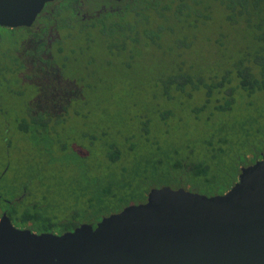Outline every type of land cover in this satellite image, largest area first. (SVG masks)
<instances>
[{"label": "rangeland", "instance_id": "rangeland-1", "mask_svg": "<svg viewBox=\"0 0 264 264\" xmlns=\"http://www.w3.org/2000/svg\"><path fill=\"white\" fill-rule=\"evenodd\" d=\"M84 1L89 10L106 3ZM186 12L178 22L164 25L174 27V33L162 32L158 43L141 38L142 43L127 48L97 31L89 39L88 32L77 27L57 31L54 34L64 40L63 45H49L50 54L58 57L52 62H33L29 57L34 35L25 28H0L3 209L10 206L5 200L21 192V181L29 179V190L36 197L31 212L41 215L34 225L48 220L94 222L141 202L152 188L220 194L238 180L242 166L264 153L263 92L248 96L237 89L230 109L220 111L214 105L223 102L224 89L215 92L208 104L204 89H164L178 51L187 52L188 62L196 67L193 73L208 74L213 69L221 73L257 48L251 31L228 23L224 9L198 22ZM156 33L153 29L148 34ZM61 94L79 99L65 117L76 126L64 125L60 131L62 141L68 134L73 137L68 147L87 154L80 171L58 170L64 155L54 147L55 127L8 144V136L17 135L16 121L28 117L26 108L37 112L61 107L65 102ZM196 164L203 170L199 175L187 171Z\"/></svg>", "mask_w": 264, "mask_h": 264}, {"label": "water", "instance_id": "water-1", "mask_svg": "<svg viewBox=\"0 0 264 264\" xmlns=\"http://www.w3.org/2000/svg\"><path fill=\"white\" fill-rule=\"evenodd\" d=\"M50 1L0 0V26L30 27ZM0 264H264V154L222 194L152 188L94 226L36 233L4 212Z\"/></svg>", "mask_w": 264, "mask_h": 264}, {"label": "trees", "instance_id": "trees-1", "mask_svg": "<svg viewBox=\"0 0 264 264\" xmlns=\"http://www.w3.org/2000/svg\"><path fill=\"white\" fill-rule=\"evenodd\" d=\"M71 1L62 0V3L53 7V11L50 14L55 18L50 19L47 14L40 17L42 18L40 23L44 25L39 29L22 26L34 35V50H27L33 62L41 60L48 62L49 48H45L47 40L56 39L58 36L54 33L67 30L61 28L69 25L78 24V31L88 32V39L91 32L97 31L100 36L110 39V41L119 45L120 48H125V41L128 39L133 42H139L141 38H144V40H148L147 42L158 43L157 39L161 32L167 30L168 33H174V27L170 25L165 27L164 25L170 24L172 21L178 22L182 11L186 10V15L194 16L195 22H198L199 19L206 20L208 14L210 16L217 14V10L222 8L225 11V20L228 23L241 24L251 31V40L257 42V48L243 54L241 58L231 63L221 73L213 69L208 74L199 72H189L188 74L184 72L178 75L175 73L169 74L165 79L166 81H164V89L170 90V88H173L177 92H184L186 86L194 90L204 89L205 104L211 101L215 92L219 93L220 90L224 89L223 102L214 105V108L220 111L230 109L235 100L234 93L237 89L244 91L248 96L255 92L264 93V0H140L141 3H139L138 7H134L129 12V15L132 16V21L128 20L130 19L128 18L129 15L125 13L124 15L120 14L116 19L100 21L98 24L93 23L91 26H95V28L90 29L85 22L75 19V10H73L75 7ZM148 15L154 18L153 21L143 22L142 20ZM144 23L147 24V27L141 29L143 34L141 36L139 26ZM149 25H156L157 29L155 30H158V33L149 35V31L153 30ZM0 28L15 29L3 26H0ZM184 52L185 50H181L176 54L182 55ZM1 69L2 64L0 61V71ZM232 81L236 82L235 86H228ZM205 169L207 170V167ZM187 171H191L193 175H199V171L203 170L196 164L190 166ZM144 201L145 198L141 202ZM121 209L122 207L115 212ZM73 213L76 215L75 212ZM38 214L35 212L34 219L41 218V215ZM78 225L79 223L71 221L48 220L41 226H34L38 231L62 233Z\"/></svg>", "mask_w": 264, "mask_h": 264}, {"label": "flooded vegetation", "instance_id": "flooded-vegetation-1", "mask_svg": "<svg viewBox=\"0 0 264 264\" xmlns=\"http://www.w3.org/2000/svg\"><path fill=\"white\" fill-rule=\"evenodd\" d=\"M71 2L75 7L73 9L75 10V15H74L75 19L77 20L79 19L85 22V24L88 26L89 29L95 28V26H91L93 23L98 24V22L100 21L114 19V18L116 19L118 18L120 14L124 15L125 13H127L129 15L130 14L129 12L134 7L137 8L139 3H141L140 0H106L105 4L102 3L100 4V6L95 7L92 10H89L84 0H72ZM47 3L48 4L44 5L43 9L37 15L33 24L29 28L36 27L37 29H39L40 27H42V25L44 24H41L40 21L36 22V20L39 16L42 17L44 14L49 15L50 19L55 18L54 16H52V14H50V12L53 11V7L55 5L62 3V0H53ZM128 18H130L128 20L132 21L131 15H129ZM153 19H154L153 17L148 15V17L144 18L142 21L147 23L146 21L148 22L153 21ZM145 23L139 26V29H140L139 31H140L141 36L143 35L141 32V29H145L147 27V24ZM75 27H77V30H78V24L69 25L61 29H67L68 31H73L75 30ZM149 27H152V29H157L156 25H153V26L149 25ZM63 40L64 39L60 37H57L56 39H52V40H47L45 44V48H49L50 47L49 45H51L52 43L63 45ZM142 41L143 40L141 39L139 42H133L128 39L125 41L124 47L127 48L129 46L138 45L142 43ZM61 47L62 46L59 47V50H61ZM48 53H49L47 57L48 62L56 61V58L58 59L57 56L55 57L54 55L50 54V49ZM188 61H189V57L187 55V52L186 53L184 52L182 55L176 54L175 57H173V60L171 63V65H173L171 75L174 73L178 75L179 73H184V72H186L187 74L189 72L193 73L192 70L193 69L196 70V67L194 66L193 63L190 64ZM63 96L64 94L60 95V97H63ZM62 99H64L65 102L61 105V107L57 105L54 109H52V107L44 108L42 110L35 112L33 109L26 108V110L28 109L30 111L28 114V117L25 119L22 118L23 120L18 119L16 121L17 122L16 123L17 135L13 137L8 136L9 137L8 144L22 143L25 140H30L31 134H34L37 132L45 133L46 129L48 130L49 128H51L52 131H54L53 127H55L54 133H56V139L54 141V147L57 153L60 152V153H63L64 155L62 158L64 159L63 160L64 163L60 165L61 168H59L58 170L60 171H63V170L64 171L65 170L66 171H80L82 165L84 164L86 160L87 154L84 153L83 151L77 150L73 146L68 147L67 143L70 142L71 138L73 137L68 134L67 136H65L64 140L62 141L61 131H60V127L64 125L65 126H68V125L76 126V124L71 123L73 120H67L65 117L68 116L67 112L70 108H72L73 110L74 108H76L75 106L78 105L79 99L76 96H72V95L69 97L65 96ZM261 154H264V153H261ZM261 154L258 157V159L261 158ZM54 156L55 155H52L53 158H55ZM0 179H1V174H0ZM20 185H21V192L13 195V197L10 200H5L6 203L10 204L8 208L3 209L1 202H0V218L5 212L6 215L10 218L12 224L16 228L29 229L32 232H36V233L44 232V231H38L36 227L34 226L35 212H31V209H34L35 207L36 197L34 193L31 190H29V179H25L21 181ZM146 197H147V194L145 196V200H146ZM0 198H1V195H0ZM42 198L43 199L45 198V194L42 195ZM97 221L98 220L94 222H87V223H91L94 226ZM54 233H57V232H54Z\"/></svg>", "mask_w": 264, "mask_h": 264}]
</instances>
